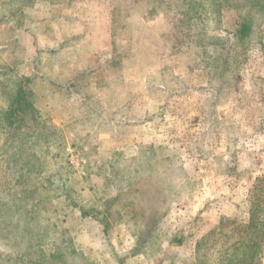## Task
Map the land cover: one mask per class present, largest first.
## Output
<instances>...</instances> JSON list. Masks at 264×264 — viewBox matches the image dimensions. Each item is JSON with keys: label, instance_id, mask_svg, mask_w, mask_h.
Listing matches in <instances>:
<instances>
[{"label": "rangeland", "instance_id": "1", "mask_svg": "<svg viewBox=\"0 0 264 264\" xmlns=\"http://www.w3.org/2000/svg\"><path fill=\"white\" fill-rule=\"evenodd\" d=\"M216 21L227 47L236 9ZM178 25L146 0H0V264H264V60L217 93Z\"/></svg>", "mask_w": 264, "mask_h": 264}, {"label": "trees", "instance_id": "2", "mask_svg": "<svg viewBox=\"0 0 264 264\" xmlns=\"http://www.w3.org/2000/svg\"><path fill=\"white\" fill-rule=\"evenodd\" d=\"M146 2L150 6V11L169 13L181 24L178 25L183 31L181 35L188 39L186 43L183 37L180 38L179 42L184 43V49L189 45L195 48L198 46L195 57L203 56L199 60L201 63L207 60L208 63H212L209 70L206 71L205 66L201 69L205 71L210 88L217 93H220L223 85H228L227 87L234 90L240 76L239 69L247 64L251 50H258L264 60V35L260 32V27L264 24V0H146ZM224 4L236 9L238 17L237 28L232 33L233 42L227 47L223 44L224 39L215 33L219 29L216 18L219 17ZM195 57L187 59L188 67L191 69L200 63L196 62ZM213 81H218L221 86L215 88ZM30 95L31 93L26 91V84H20L3 113L4 119L15 128H21L28 119L35 122L33 117L28 118L31 112L35 113L32 103L28 101ZM260 184H264V175L262 180L258 179L254 188ZM261 227L258 228L259 231ZM257 244L254 242L252 246L257 247ZM233 245L234 243H231L228 247ZM256 252H252V257L256 256Z\"/></svg>", "mask_w": 264, "mask_h": 264}, {"label": "crops", "instance_id": "3", "mask_svg": "<svg viewBox=\"0 0 264 264\" xmlns=\"http://www.w3.org/2000/svg\"><path fill=\"white\" fill-rule=\"evenodd\" d=\"M94 69H90V70H88L87 72H84V70H71V71H69V72H72V75H74L73 77H70V74H69V72H67V73H65V74H63V75H67V77H65V76H62L63 78H62V83L60 84V85H66L67 83H71V82H73V79L76 77V76H79L81 73H90L91 72V74H93V71Z\"/></svg>", "mask_w": 264, "mask_h": 264}]
</instances>
